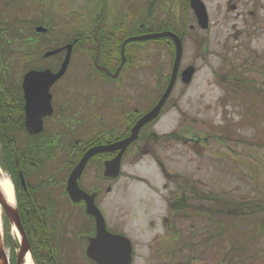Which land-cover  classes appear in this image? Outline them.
<instances>
[{
	"label": "rangeland",
	"instance_id": "obj_1",
	"mask_svg": "<svg viewBox=\"0 0 264 264\" xmlns=\"http://www.w3.org/2000/svg\"><path fill=\"white\" fill-rule=\"evenodd\" d=\"M201 1L206 29L193 21L192 13L182 12V2L179 16L173 7L185 25L182 64L196 69L191 83L178 81L162 114L144 130L143 143L124 160L113 190L99 192L107 230L131 241V264H264V0ZM70 2L72 7L82 2L83 9L92 4ZM156 16L164 18L159 10ZM33 22L27 0H0V70L9 58L23 56ZM70 35L56 28L37 35L36 50H53ZM155 43L139 44L143 57L135 54L133 60L143 63L140 73L131 71L133 101L139 94L141 103L135 107L154 102L160 76L170 71V54ZM137 46H128L126 53L136 52ZM85 47L91 61L92 44ZM61 57L49 61L57 67ZM84 58L77 52L66 77L79 80L78 74L88 71ZM77 214L63 222L60 264H92L73 233L83 229L84 242L93 224ZM3 230L12 263L18 238L11 228L7 236Z\"/></svg>",
	"mask_w": 264,
	"mask_h": 264
},
{
	"label": "flooded vegetation",
	"instance_id": "obj_2",
	"mask_svg": "<svg viewBox=\"0 0 264 264\" xmlns=\"http://www.w3.org/2000/svg\"><path fill=\"white\" fill-rule=\"evenodd\" d=\"M27 1L34 19V34L24 42L26 50H22L23 56L3 67L9 71L0 72V144L9 146L4 150L0 145V165L14 187L19 213L25 211L24 217L20 215L21 221L30 224L36 221L43 225L31 230V252L41 255L42 263L48 264L50 261L60 264L59 237L67 217L77 212L80 219L86 217L90 224L94 223V218L85 213V201H73L69 197L66 190L69 174L90 148L112 147L129 137L133 125L158 102L172 73L175 43L170 36L154 40L132 38L148 33L171 32L181 39L183 45L181 34L185 25L176 17V13L177 16L180 14L181 2L182 12L192 13L193 21L197 23V20L189 0L186 5L180 0H156L151 7L152 0H145L146 4H143V0H91V7L85 9L81 7L82 2L79 7H72L70 0ZM173 7L177 8L176 13ZM157 10L164 14L163 19L156 16ZM57 18L62 20L61 24L56 23ZM36 28L45 31L39 32ZM55 28L72 32L68 40L58 47L72 45L65 72L54 82H49L48 75L41 73H33L31 79L25 81L29 71L56 72L59 69L66 49L56 54L62 56L57 67L49 61L54 55L45 57L46 51L39 54L36 50L37 35H44ZM188 28L191 30L193 25L189 24ZM146 41L156 42L157 47L170 54V71L160 76L161 83L154 102L140 108L135 107L141 106V103L137 104L139 94L133 101L131 71L134 69L140 73L143 70V63L138 64L139 61L133 60L137 59L135 54L143 57V48H139V44ZM90 43L93 48L91 61L87 57L90 52L85 47L86 44L89 48ZM130 45H138L136 52L126 53ZM96 50L99 67L94 63ZM77 52L85 55L88 71L78 74L79 80L73 81L66 74ZM188 67L191 66H183L181 56L169 97L158 117L141 127L135 141L123 150L102 148L86 162L77 178V185L87 194L94 195V204L100 210L99 192L102 190L108 194L113 190L115 182L122 175L124 160L134 153L138 142L143 143L144 130L162 114V109L175 93L178 81L184 85L191 83L192 78L189 83L182 80V72ZM106 81L111 85L109 89L106 88ZM72 84L77 85V88L70 91ZM37 85L41 86L39 90ZM8 154L11 156L9 159L6 158ZM117 156L118 173L105 174L106 163L112 162ZM91 167L90 178L87 171ZM108 171L113 172L112 167ZM88 231L91 232L90 229ZM82 233L83 229L73 233V239L81 248L84 242L86 247L88 239L85 238L83 242ZM93 234L94 228L90 236Z\"/></svg>",
	"mask_w": 264,
	"mask_h": 264
},
{
	"label": "water",
	"instance_id": "obj_3",
	"mask_svg": "<svg viewBox=\"0 0 264 264\" xmlns=\"http://www.w3.org/2000/svg\"><path fill=\"white\" fill-rule=\"evenodd\" d=\"M155 1L156 0L151 1L150 7ZM189 6L194 12L198 26L202 29H206L208 27V15L204 3L201 0H189ZM36 31L44 32L45 30L43 28H36ZM165 36H170L175 43L174 62H173V68L169 79V83L164 93L156 103V105L153 108H151L148 112H146L134 124V126L131 129L130 136L127 137L126 139L118 143H115L112 147H93L87 150L84 153V155L81 157V159L78 161V163L75 165V167L69 174L67 180L66 190L69 194V197L73 201L84 200L86 214L91 215L94 218L95 234L93 237L88 238V244L86 246L85 254L95 264H130L132 261V245L127 237L120 234L111 233L106 229L105 221L101 215V212L94 204L93 201L94 195L93 194L89 195L86 192L82 191L77 185V178L81 175L87 160L93 154H95L100 150H103L102 148H106V149L120 148L121 150H123L129 143L133 142L137 138L138 132L142 126L151 122L158 116L159 111L163 106L165 100L169 96L170 91L173 87V83L175 81L177 68L182 56V43L180 38L176 34H173L171 32L148 33L143 35L142 37L132 38L138 40L140 39L148 40V39H158ZM62 49H66L67 52L61 62L59 69L56 72H52L51 70H45L43 72L29 71L27 72L25 81L30 80L33 73H41L48 75L49 82H54L61 75H63L69 62L72 45L68 44L62 48H56L53 50L46 51L44 53V56L48 57L55 55L58 52H60ZM94 63L97 67H99L97 64V50L94 57ZM193 73H194L193 67L186 68L182 72L183 82L184 83L190 82ZM118 160H119V156H117L115 160L112 161L114 162L113 165L112 162L106 163L105 174L109 172V175H116L118 173ZM111 167L113 172L108 171L109 169H111ZM0 208L4 213L5 217L7 218L9 224L13 226L19 234V247L16 252L14 264H23L26 254L30 253L29 242L23 230L17 207L7 202V199L3 195L1 189H0ZM0 264H9L3 244L1 228H0ZM172 264H184V263H172Z\"/></svg>",
	"mask_w": 264,
	"mask_h": 264
},
{
	"label": "bare ground",
	"instance_id": "obj_4",
	"mask_svg": "<svg viewBox=\"0 0 264 264\" xmlns=\"http://www.w3.org/2000/svg\"><path fill=\"white\" fill-rule=\"evenodd\" d=\"M0 189L3 195L5 196V198L7 199V202L14 206L15 198H14L13 185L10 179L2 173L1 169H0ZM1 222L2 221H1V208H0V228L2 229ZM11 231L15 238L16 237L19 238V234L14 227L11 228ZM6 254L8 255V251L6 252ZM23 264H34L29 253L26 254Z\"/></svg>",
	"mask_w": 264,
	"mask_h": 264
},
{
	"label": "trees",
	"instance_id": "obj_5",
	"mask_svg": "<svg viewBox=\"0 0 264 264\" xmlns=\"http://www.w3.org/2000/svg\"><path fill=\"white\" fill-rule=\"evenodd\" d=\"M0 40H2L1 39V37H0ZM14 59L15 58H9V60H10V62L12 63L13 61H14ZM4 71H9V70H5V69H2V70H0V72H4ZM0 145H2V144H0ZM3 147H4V150H5V147L8 149V147L9 146H4V145H2ZM11 156L8 154V155H6V158L7 159H9ZM15 184H16V187H18V182L16 181V179H15ZM14 184V185H15ZM24 212L25 211H22V213H20V215L22 214V216L24 217ZM30 212H32V211H30ZM31 215H32V213H31ZM22 220V219H21ZM4 229H5V234H6V236L7 235H9V233H8V230H9V224H8V221H7V219L4 217ZM22 222V225H23V228H24V231H25V233H26V235H27V238L29 239V240H31V237H32V235H31V230H33V229H35V228H37V227H42L43 225H40V223H37L36 221H33V222H31V224L29 223V222H27V223H25V221H21ZM33 223V224H32ZM33 233V232H32ZM32 255H33V259H34V262H35V264H46V263H42V256L41 255H39L38 253H32ZM48 264H53V263H50V261H48ZM58 264V263H57Z\"/></svg>",
	"mask_w": 264,
	"mask_h": 264
},
{
	"label": "snow or ice",
	"instance_id": "obj_6",
	"mask_svg": "<svg viewBox=\"0 0 264 264\" xmlns=\"http://www.w3.org/2000/svg\"><path fill=\"white\" fill-rule=\"evenodd\" d=\"M40 87H41L40 85H37V90H39Z\"/></svg>",
	"mask_w": 264,
	"mask_h": 264
}]
</instances>
